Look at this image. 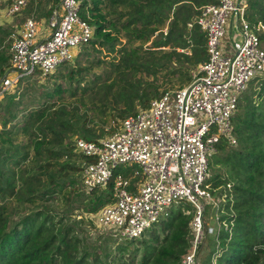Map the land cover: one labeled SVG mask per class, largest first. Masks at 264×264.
<instances>
[{
    "label": "trees",
    "instance_id": "obj_1",
    "mask_svg": "<svg viewBox=\"0 0 264 264\" xmlns=\"http://www.w3.org/2000/svg\"><path fill=\"white\" fill-rule=\"evenodd\" d=\"M217 1L81 0V16L94 29L83 52L88 63L66 62L70 65L46 75L54 84L37 94L34 105L28 106L20 92L31 76L0 97V264H182L192 237L193 206L186 202L171 207L159 232L148 239L116 246L111 232L92 243L83 235L90 220L75 218L72 202L80 197L82 210L94 216L113 200V182L81 194L85 189L80 190L76 175L84 163L71 158L78 153L82 161L93 159L76 150V138L97 140L100 133L87 126V113L72 111L64 102L91 103L96 117L113 121L147 108L165 92L155 80L168 63L174 65L170 75H178L183 63L197 67L208 59L206 34L196 20L202 6ZM247 1L248 19L264 22V0ZM1 31L10 33L0 25ZM4 48L2 37L1 82L11 72V55ZM103 65V74L91 77L92 69ZM133 71L154 79L131 80ZM186 78L180 87L191 82L188 73ZM250 85L233 117L237 143L222 140L210 162V171L214 163L220 166L207 179L217 197L216 223L214 232L207 230L209 252L202 264H264V75ZM20 136L28 142L16 146ZM59 199L68 206L58 207Z\"/></svg>",
    "mask_w": 264,
    "mask_h": 264
},
{
    "label": "built area",
    "instance_id": "obj_2",
    "mask_svg": "<svg viewBox=\"0 0 264 264\" xmlns=\"http://www.w3.org/2000/svg\"><path fill=\"white\" fill-rule=\"evenodd\" d=\"M7 1L9 14L40 2ZM80 10L81 0H60L51 9L49 31L43 36L33 16L25 19L10 48L11 72L3 78V88L25 76L51 74L75 59L77 47L88 44L94 35ZM248 10L247 0H218L202 6L196 23L206 34L208 59L197 65L191 82L153 98L147 108L120 120L106 137L76 138V150L93 159L83 164L85 191L105 189L113 182V200L94 216L102 229L119 240L144 236L167 218L171 207L186 202L193 206L192 237L182 264H197L207 230L214 232L205 221L207 205H217L207 184L210 159L222 140L237 143L233 117L242 93L264 75V22H251ZM232 20L240 38L227 45ZM127 163L136 164L134 175L143 173L147 180L133 185L129 177L116 172Z\"/></svg>",
    "mask_w": 264,
    "mask_h": 264
},
{
    "label": "rangeland",
    "instance_id": "obj_3",
    "mask_svg": "<svg viewBox=\"0 0 264 264\" xmlns=\"http://www.w3.org/2000/svg\"><path fill=\"white\" fill-rule=\"evenodd\" d=\"M6 2H7V0H0V25L3 26V28H5L10 33L6 34V32L1 31L0 32V38H2V37L5 38L4 50L10 54V48H11L13 39L21 30L22 25H23V23L27 17L33 16L35 18V20L38 22L39 35L43 36V35L47 34V32L49 31L47 18L49 17V12H51L50 8L58 6L59 0H40V2L37 4H35L34 2H30L27 7H24L17 14H9L8 6H7L8 4ZM45 19H47V20H45ZM232 19H234V17H232ZM41 20H45V21L42 23H39V21H41ZM229 30H230V28L228 27V31ZM227 35L230 36V32H228ZM239 38L240 37H237L234 40H238ZM85 46L86 45H80L77 47L76 55L77 54L78 55L76 56V58L73 61L70 62L72 66L76 62H81L82 64L88 63V61L86 60V56L83 55ZM135 46H137V44ZM263 47H264V39H263ZM167 51H168V49H166L164 52H167ZM149 52L150 51H146L144 54H149ZM157 53L160 54L161 51H157ZM98 55H100V57H101V54H99V53H93L92 56H95L98 58ZM70 63H66V64L61 65L59 67V69L60 70L63 69L68 64L70 65ZM183 64H184L182 67L183 73H181V74L170 75L169 70L172 69L174 66V65L172 66L170 63L167 64V68H169L168 70H164V71L158 73L159 77H157L155 81L159 85V91L160 92L180 87V85L182 83L186 82L187 73L189 74V76L193 77V75L197 71V67L194 65H189V64H185V63H183ZM104 70H105L104 65L101 67H94L91 71V77H93L94 74H103ZM128 77L134 81H137L138 79H141V78H144V79L150 80V81L152 79H154L152 74L149 75L144 71H140V72L133 71L130 74H128ZM26 81H28V82H26ZM16 84H14L9 89H5L2 86V82H1V78H0V97L2 98L5 94V92H7V91L11 92L12 90H14ZM53 84L54 83H53V79L51 78V76H43L42 74H35L34 76H31L28 80L23 81V83L21 84L20 92H22V94H23L24 101L28 104V106H30V105H34V102L37 100L36 96L39 92L45 91V90H47V88H51L53 86ZM250 88H251V85L249 86V88L245 92L250 91L251 90ZM244 93H242V95ZM64 104L67 105L69 109H71L72 111H76L79 114L87 113L89 118H90V119H88L87 126L90 127L91 129L95 130L97 134L100 133L99 138L106 137L107 135L110 134L109 130L111 127L117 128L120 124L119 120L118 121H113L112 119H103L102 120V119L96 117V113L93 112L94 107L91 108L92 106H90L91 103H87L85 106V105L77 102V100L75 98H69L64 102ZM102 129H104V130L102 131ZM27 142H28L27 136H20V138L16 141V146H19L20 143H27ZM82 159L83 158L80 156V154L75 153V155L71 158V161L72 162H78V163H81V162L84 163V161H82ZM64 160H70V158H67V159L64 158ZM212 161H213V157L210 159V162H212ZM219 168H220V166L217 165L216 163H214L213 168H211L210 175L213 176V174H215V172H218L220 170ZM136 169H138V166L136 164L127 163V164L119 165L116 168V172L122 173V174L126 175L127 177H129L132 180V184L135 185L136 183H139L142 180H147V177L143 173H141L140 175H134V171ZM76 176L79 180L78 185H79V188L81 190L82 186H83L82 185L83 184V178H82L83 177V171H81L80 173H77ZM83 190H84V188H83ZM83 192L88 194V192H86L85 190L81 191V194ZM214 199L217 202L216 196H214ZM57 204H58L57 206L60 208H64V207L68 206L67 204H65V200L62 201L61 199H59L57 201ZM63 204H65V205H63ZM72 204H73V208L75 209V215H74L75 218H77L79 220L81 218H88L90 220V222L87 221L83 225V230H84L83 235H86L87 238H89L91 240L90 243L96 242L95 240H97L100 237H106V236L110 235L109 230L102 229L98 225V223L95 220V216H93V214L85 213L84 210H82V208L80 207V197H76V199L72 202ZM61 205H63V207ZM216 206L217 205L214 203L213 204L210 203L207 205V211H206V217H205L207 228H212L216 223V209H215ZM183 207L187 208L188 205L184 204ZM20 216H21L20 214H16L14 216V219L18 220L20 218ZM160 222H161V220L159 222L155 223L149 229H147L144 233V236H142L140 238L148 239L153 234L158 233L159 229H160ZM209 241L210 240H206L205 243L203 244L202 249L200 250V253H199L197 264H202L203 261L205 260L207 254L209 252ZM125 242H126L125 240H119V239H118V241L112 240V244L114 243V245H116V246L120 243H125Z\"/></svg>",
    "mask_w": 264,
    "mask_h": 264
},
{
    "label": "crops",
    "instance_id": "obj_4",
    "mask_svg": "<svg viewBox=\"0 0 264 264\" xmlns=\"http://www.w3.org/2000/svg\"><path fill=\"white\" fill-rule=\"evenodd\" d=\"M7 4H8V1L6 2ZM59 3H60V0H59ZM59 3H58V6H59ZM8 6V5H7ZM58 6H55V7H58ZM51 7V6H50ZM55 7H51L50 8V10L52 9V8H55ZM50 14H51V12H49V16H50ZM49 18V17H48ZM47 18V19H48ZM47 19H45V20H47ZM45 20H41V21H39V23H42V22H44ZM229 28H230V30L228 31V32H230V36H226V39H225V43L228 45V44H230L235 38H237V37H240V34H239V32L237 31V29H236V27H235V21L234 20H232L231 22H230V26H229Z\"/></svg>",
    "mask_w": 264,
    "mask_h": 264
}]
</instances>
